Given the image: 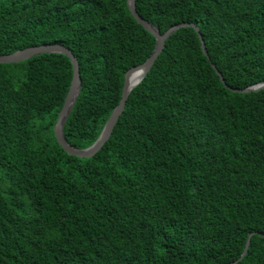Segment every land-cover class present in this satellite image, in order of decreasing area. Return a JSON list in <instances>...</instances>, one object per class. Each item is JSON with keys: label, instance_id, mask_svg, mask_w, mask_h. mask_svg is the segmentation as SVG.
I'll return each mask as SVG.
<instances>
[{"label": "trees", "instance_id": "16d2710c", "mask_svg": "<svg viewBox=\"0 0 264 264\" xmlns=\"http://www.w3.org/2000/svg\"><path fill=\"white\" fill-rule=\"evenodd\" d=\"M179 22L91 156L53 125L72 63L0 62V264H264V0H135ZM154 35L126 0H0V55L70 48L79 92L66 141L91 145ZM221 73L219 78L214 66ZM252 232L246 253L248 234Z\"/></svg>", "mask_w": 264, "mask_h": 264}, {"label": "water", "instance_id": "95a60500", "mask_svg": "<svg viewBox=\"0 0 264 264\" xmlns=\"http://www.w3.org/2000/svg\"><path fill=\"white\" fill-rule=\"evenodd\" d=\"M126 2H127V6H128L129 11L134 16V18L137 20V22H139L145 29L149 30L154 35L155 40H156L155 45L153 47V50L149 54V56L142 63L129 68L125 72L123 86H122V90H121V96H120L118 103L116 104V106L111 111V113H110L109 117L107 118V120H106L101 132L99 133L98 137L95 139V141L91 145H89L85 148H77V147L70 145L66 141L64 134H63L64 121H65V119H66V117H67V115H68V113L72 107V104H73V102H74V100H75V98L79 92V87H80V76H79L78 62H77V59L75 58V56L73 55V53L71 52L70 48L63 45V44H59V43H41L38 45L27 46V47H24L21 49H17L11 53L0 55V62H16V61L26 59L29 56L39 54V53H43V52H61V53L66 54L69 57V59L72 63V77H71V81H70L68 91H67L65 98L63 100V104H62V106L58 112L57 119L53 125V131H54V136H55L57 142L64 148V150H66L70 154H73L76 156H91L97 150H99L101 148L103 143L107 140V138L111 134L112 128H113L114 124L116 123L119 115L121 114V112L124 108L125 100L129 94V91L131 90V88L133 86H135L140 81L143 74L150 68L154 59L157 57V55L162 50L165 39L175 29H177L181 26H192L199 36L201 48H202L204 54H206L208 57V53H207L202 35L199 32L198 27L194 23H192V22H179V23L174 24V25L170 26L169 28H167L164 32H160L150 22H147L145 19H143L137 13L136 8H135V0H126ZM214 68H215L217 74L219 75L220 80L227 86V84L223 80L221 73L216 69L215 66H214ZM133 69H140L142 72H141L140 78L135 83H133L132 85H129L127 82V76H128V73L130 71H132ZM263 86H264V82H259V83L248 85L244 88H231V89L233 91L250 92L253 90H258ZM228 88H230V87H228ZM251 235H252V232H250L248 234L246 241H245V246H244L243 252L238 257V259L242 258L243 255L246 253L249 242H250ZM263 236H264V234H263Z\"/></svg>", "mask_w": 264, "mask_h": 264}, {"label": "bare ground", "instance_id": "6f19581e", "mask_svg": "<svg viewBox=\"0 0 264 264\" xmlns=\"http://www.w3.org/2000/svg\"><path fill=\"white\" fill-rule=\"evenodd\" d=\"M141 72L142 71L140 69H133L132 71H130L127 76L128 84L132 85L133 83H135L140 78Z\"/></svg>", "mask_w": 264, "mask_h": 264}]
</instances>
